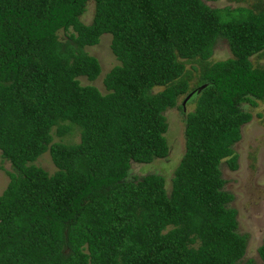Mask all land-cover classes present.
I'll list each match as a JSON object with an SVG mask.
<instances>
[{"label": "trees", "instance_id": "16d2710c", "mask_svg": "<svg viewBox=\"0 0 264 264\" xmlns=\"http://www.w3.org/2000/svg\"><path fill=\"white\" fill-rule=\"evenodd\" d=\"M213 1L0 0V264L239 263L246 235L219 166L237 167L252 116L240 105L264 100V1ZM104 33L117 63L102 92L80 78L99 76L85 47ZM220 40L228 56L210 61ZM169 108L183 152L166 190L131 165L168 156ZM43 152L50 174L34 163ZM256 252L264 264V236Z\"/></svg>", "mask_w": 264, "mask_h": 264}, {"label": "rangeland", "instance_id": "374dc122", "mask_svg": "<svg viewBox=\"0 0 264 264\" xmlns=\"http://www.w3.org/2000/svg\"><path fill=\"white\" fill-rule=\"evenodd\" d=\"M255 1L258 0H216L208 2V4L218 8L225 6L232 8L235 6H250ZM91 11L92 6L90 4L81 17L84 23L90 22ZM109 39L110 35L104 33L99 37L97 44L85 47L89 54L97 58L101 71L99 76L91 82L80 78L82 84H94L102 92H104L100 82L102 75L113 64L117 63L110 52ZM226 56H228L227 45L224 40H220L214 46L209 60L223 59ZM259 63L264 65V58L259 60ZM192 65L195 66V63H186L185 68L190 70L193 75ZM240 107L250 111L252 116L249 122L241 126L240 139L232 145V150L237 155V167L231 170L224 162L219 167L221 176L225 181L223 189L232 193L233 196L229 205L237 211V232L246 235L245 253L238 264H243L246 259H251L254 264H261L256 248L264 236V100H255L254 105L243 102ZM190 108L191 104L185 105V110ZM164 114L168 125L164 134L169 147L168 156L165 159H156L148 165L132 164L131 172L140 175L145 171H157L164 176L165 187L168 190L172 169L183 152V123L182 117L176 108H169ZM53 139L58 140V137ZM63 139L69 142L77 141L78 133L75 131L71 138L65 137ZM34 163L49 174L55 170L48 152L39 155ZM9 166V163L0 157V193L8 181L5 170H9Z\"/></svg>", "mask_w": 264, "mask_h": 264}, {"label": "water", "instance_id": "95a60500", "mask_svg": "<svg viewBox=\"0 0 264 264\" xmlns=\"http://www.w3.org/2000/svg\"><path fill=\"white\" fill-rule=\"evenodd\" d=\"M201 87H203V85H200L198 88H201ZM191 92H192V91H191ZM191 92H190L188 95H186V96L184 97V99L181 101V104H182V105H184L185 100H186L187 97L191 94Z\"/></svg>", "mask_w": 264, "mask_h": 264}]
</instances>
